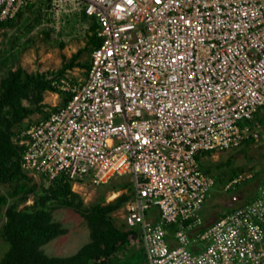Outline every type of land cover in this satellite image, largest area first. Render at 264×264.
<instances>
[{
    "label": "built area",
    "instance_id": "obj_1",
    "mask_svg": "<svg viewBox=\"0 0 264 264\" xmlns=\"http://www.w3.org/2000/svg\"><path fill=\"white\" fill-rule=\"evenodd\" d=\"M35 1L0 0V20ZM47 6L57 30L70 13L84 15L99 44L83 82L54 81L70 93L66 103L14 136L22 170L48 182L63 174L73 192L129 176L123 221L148 264H264V181L205 227L215 178L198 158L263 138L253 119L264 105V0Z\"/></svg>",
    "mask_w": 264,
    "mask_h": 264
},
{
    "label": "rangeland",
    "instance_id": "obj_2",
    "mask_svg": "<svg viewBox=\"0 0 264 264\" xmlns=\"http://www.w3.org/2000/svg\"><path fill=\"white\" fill-rule=\"evenodd\" d=\"M48 1L36 0L24 7L14 23L0 31V80L9 70L18 66L28 73L56 71L80 49L82 53L79 62L83 63L89 59L91 44L88 37L92 33L84 31L82 25H90V21L85 16L73 12L65 16L64 23L57 30L45 11ZM85 77V67L79 66L67 70L64 79L77 83L83 82ZM42 96L44 112L52 111L53 107L60 106L64 101L63 95L51 91L43 92ZM22 103L31 105L28 100H23ZM42 115L40 112L30 115L23 120L22 127L38 121ZM258 117L262 120L261 125L255 122L253 126L259 128L263 134L259 142H243L233 149L205 152V155L199 156L200 163L204 168L207 166L215 178L201 211L205 226L215 221L219 214L248 203L260 192L264 181V108L259 110ZM18 128L16 126L13 130ZM30 177V184H35L37 189H46L50 185V182L39 176ZM126 182L131 185L129 176L114 177L99 186L86 183L74 192V202L79 203L81 208L59 205L52 209L53 220L60 223L64 232L42 246L44 253L49 256H69L77 252L90 240V228L83 216L84 208H89L95 203L111 202L121 194L130 196L132 185L131 188L120 187ZM10 187V183H0L1 191ZM35 199L37 196L30 194L26 201L19 203L18 209L32 205ZM124 209L125 204L114 210L111 217L117 226L125 228ZM4 210L2 209V213ZM8 247V243L0 238V260ZM119 254L130 264H148L141 244L135 240Z\"/></svg>",
    "mask_w": 264,
    "mask_h": 264
},
{
    "label": "trees",
    "instance_id": "obj_3",
    "mask_svg": "<svg viewBox=\"0 0 264 264\" xmlns=\"http://www.w3.org/2000/svg\"><path fill=\"white\" fill-rule=\"evenodd\" d=\"M13 23L12 18L2 19L0 29ZM94 29L95 24L91 26V30ZM88 42L92 48L99 44V39L92 34L89 35ZM81 53V49L73 53L56 71L28 73L18 66L9 70L0 80V183L11 185L6 191L0 190V238L9 245L0 264H130L119 253L125 251L127 245L136 238L137 231L117 226L111 217V213L129 199L127 194H121L105 204L95 203L84 208L83 216L90 228V240L77 252L69 256H49L44 253L42 246L64 232L60 223L53 220L51 210L59 205L76 206V209L81 207L79 203L75 204L76 194L63 174L51 180L46 189H37L35 184H30L32 178L21 168L22 147L13 141L15 135L31 124L27 123L22 127L24 119L36 112L43 113L42 119L48 116L49 112L43 110L45 104L41 103L43 92L63 95L61 105L66 103L70 93L62 91L54 81L59 82L64 78L65 72L73 67L84 66L87 70L89 59L79 62ZM23 100H28L31 105H24ZM58 107H53L52 111ZM261 108L264 105L259 110ZM259 110L253 119V123L258 125L262 123L258 117ZM16 126L19 128L15 131L13 128ZM249 141L252 140L244 142ZM200 155H205V152ZM200 165L205 172L210 173L207 166L204 168L201 163ZM120 187L131 188V185L126 182ZM30 194L37 196V199L32 205L18 209L19 203L26 201ZM2 209H5L3 213ZM224 214L226 212L219 214L216 219ZM168 228L174 232L177 225L171 224Z\"/></svg>",
    "mask_w": 264,
    "mask_h": 264
},
{
    "label": "crops",
    "instance_id": "obj_4",
    "mask_svg": "<svg viewBox=\"0 0 264 264\" xmlns=\"http://www.w3.org/2000/svg\"><path fill=\"white\" fill-rule=\"evenodd\" d=\"M27 6H28V5H27ZM27 6H26V7H27ZM20 11H22V9H21ZM20 11H19V13H20ZM17 16H18V15H16V16H15L14 18H12V19L15 20V19L17 18ZM1 30H3V28L0 29V31H1ZM149 216H150V218H154V219H155V218H157V212H156L155 210H152V211L149 212Z\"/></svg>",
    "mask_w": 264,
    "mask_h": 264
}]
</instances>
